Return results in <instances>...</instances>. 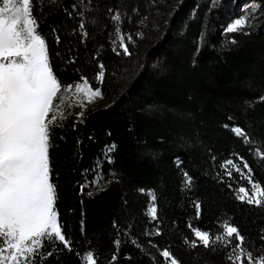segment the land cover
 <instances>
[{
  "label": "trees",
  "instance_id": "trees-1",
  "mask_svg": "<svg viewBox=\"0 0 264 264\" xmlns=\"http://www.w3.org/2000/svg\"><path fill=\"white\" fill-rule=\"evenodd\" d=\"M247 1L34 0L58 79L85 77L103 94L83 117L67 109L52 130L56 207L71 247L46 241L34 264H81L88 251L98 264H166L165 248L180 264H230L231 246L204 247L193 234L221 235L225 222L264 253V204L238 199L252 187L249 169L264 187V0L258 23L225 31ZM117 12L131 55L114 35ZM97 174L103 185L92 188Z\"/></svg>",
  "mask_w": 264,
  "mask_h": 264
},
{
  "label": "snow or ice",
  "instance_id": "snow-or-ice-1",
  "mask_svg": "<svg viewBox=\"0 0 264 264\" xmlns=\"http://www.w3.org/2000/svg\"><path fill=\"white\" fill-rule=\"evenodd\" d=\"M33 7L34 0H0V264H34L35 258L43 257L41 249L46 241H59L71 247L56 207L57 186L52 181L49 155L51 134L70 114L67 109L78 107L81 111L77 115L83 117V109L103 95L85 77L66 85L58 79L46 39L38 31ZM112 20L119 46L124 54L131 55L125 37L120 34V14L115 13ZM245 25L246 19L241 17L225 31L235 33ZM80 29H85L83 22ZM82 34L86 36L87 32ZM99 67L96 79L103 83L104 65ZM260 99L264 101V97ZM234 131L239 136L245 135L243 129ZM227 165L241 171L232 160L226 161ZM242 167L248 168L247 163ZM246 179L252 187H240L238 199L264 204V187L252 180L250 169ZM149 195L152 204L147 214L156 220V196L153 192ZM195 208L198 218L199 203ZM222 227L221 235L213 236L199 228H193V234L204 247L218 241L225 247L231 246L230 264H264V253L249 251L245 237L236 226L225 222ZM115 243L119 245V240ZM192 246H196L195 241ZM160 255L166 264H180L168 248ZM98 261L99 255L92 251L81 257V264H98Z\"/></svg>",
  "mask_w": 264,
  "mask_h": 264
},
{
  "label": "rangeland",
  "instance_id": "rangeland-1",
  "mask_svg": "<svg viewBox=\"0 0 264 264\" xmlns=\"http://www.w3.org/2000/svg\"><path fill=\"white\" fill-rule=\"evenodd\" d=\"M258 8H259V2L258 1L249 0L245 4H242L240 6L241 16L238 17V18L244 17L246 19V25L245 26H253L255 23H258V16L259 15L256 14V11H257ZM238 18H236V19H238ZM236 19L232 20L231 23H233ZM101 99L102 98L95 99V101L93 103H91V104H88L86 106V108L88 106H95V105L100 104L101 103L100 102ZM235 134H236V132H235ZM107 153H108V150H106L104 152V155L107 154ZM86 184H88V181H85V185ZM102 185H103L102 180H101L100 176L97 174L94 177V179L92 180V188L93 187H99V186H102Z\"/></svg>",
  "mask_w": 264,
  "mask_h": 264
},
{
  "label": "bare ground",
  "instance_id": "bare-ground-1",
  "mask_svg": "<svg viewBox=\"0 0 264 264\" xmlns=\"http://www.w3.org/2000/svg\"><path fill=\"white\" fill-rule=\"evenodd\" d=\"M235 129H238V128H236V127H235V128H233V130H235ZM238 136H239V135H238Z\"/></svg>",
  "mask_w": 264,
  "mask_h": 264
}]
</instances>
